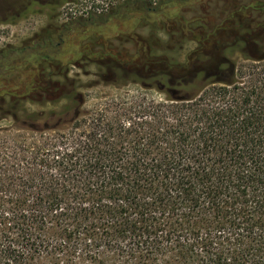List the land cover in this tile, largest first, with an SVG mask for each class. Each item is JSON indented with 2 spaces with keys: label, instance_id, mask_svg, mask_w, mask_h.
<instances>
[{
  "label": "trees",
  "instance_id": "16d2710c",
  "mask_svg": "<svg viewBox=\"0 0 264 264\" xmlns=\"http://www.w3.org/2000/svg\"><path fill=\"white\" fill-rule=\"evenodd\" d=\"M240 12L182 63L93 48L100 82L0 64V264H264V24ZM100 84L136 90L87 109Z\"/></svg>",
  "mask_w": 264,
  "mask_h": 264
},
{
  "label": "rangeland",
  "instance_id": "374dc122",
  "mask_svg": "<svg viewBox=\"0 0 264 264\" xmlns=\"http://www.w3.org/2000/svg\"><path fill=\"white\" fill-rule=\"evenodd\" d=\"M57 1L62 5L56 7ZM67 2L77 3L80 11L85 9L82 16H65L66 11L63 12L61 7ZM111 3V7L100 9L96 0H0L1 55L7 52V45L13 43L20 46L24 40L27 43L35 34L52 26L58 33L64 31L59 38L61 45L50 47L51 50H44L43 53L56 56L64 64L77 62L84 67L70 66V75H78L80 81L86 84L100 82L93 75L96 70V64H92L96 57L92 54L93 48L105 52L127 68L142 65L154 68L164 64L165 57H175L180 63L184 62L185 55L195 48L200 23L217 26L236 11H241L242 17L264 24V13L246 9L252 4H264V0H116ZM89 7L91 10L87 16L86 8ZM66 19H71V22L65 26L63 21ZM7 21H14L15 25L6 26L4 22ZM10 61L0 57V64L10 68L1 72L2 78L7 81L15 77L24 64L34 63L32 58H17L15 65H10ZM123 81L118 78L119 84L123 85ZM135 90L136 86L132 84L118 90L100 84L83 90L85 107L91 109L106 99L118 98L126 93L130 95Z\"/></svg>",
  "mask_w": 264,
  "mask_h": 264
},
{
  "label": "flooded vegetation",
  "instance_id": "af4514ba",
  "mask_svg": "<svg viewBox=\"0 0 264 264\" xmlns=\"http://www.w3.org/2000/svg\"><path fill=\"white\" fill-rule=\"evenodd\" d=\"M55 1V0H53ZM70 3V2H67ZM66 3V4H67ZM55 5V4H54ZM62 5L61 2L57 1L56 7ZM89 15V14H88ZM87 15V16H88ZM71 19L69 20H64L63 24L66 26V24L70 23ZM6 26H13L15 25L14 21H7L4 22ZM49 28L42 30L41 33L35 34L32 39L29 41L24 40L22 43H20V46H16L13 43L9 44L6 46L8 54V61L11 60L10 65H15L17 63V58L18 59H28L32 58L34 61L33 65H26L24 64V68L26 67H35L36 63L39 61H36L38 59L39 54H43L44 50H51L52 48H58L61 45L60 41V35L64 34V31L61 33L57 32L56 29H53L52 26H48ZM64 27V26H63ZM49 36L50 39L46 40L45 36ZM23 45V46H22ZM51 47V49H50ZM2 52H0V57ZM3 59V58H2Z\"/></svg>",
  "mask_w": 264,
  "mask_h": 264
},
{
  "label": "built area",
  "instance_id": "2783aa9c",
  "mask_svg": "<svg viewBox=\"0 0 264 264\" xmlns=\"http://www.w3.org/2000/svg\"><path fill=\"white\" fill-rule=\"evenodd\" d=\"M111 1L114 2L116 0H96V3H97V6L99 5V7H101L100 9H103V8L111 7L113 5V3H111ZM122 1H125V0H122ZM67 6H72V7L69 8ZM78 7H81V5ZM61 9L63 10V12L66 11V13L64 14L65 16L70 15V16H76V17L82 16V14L85 11V9H82L81 11L78 10L77 3H75V4L67 3L66 5H63L61 7ZM90 10H91V7H89L88 9L86 8L87 12L85 15H88L90 13ZM96 10H98V8Z\"/></svg>",
  "mask_w": 264,
  "mask_h": 264
}]
</instances>
